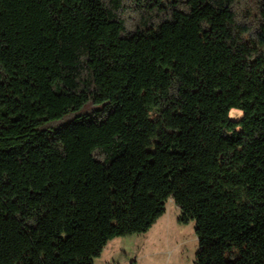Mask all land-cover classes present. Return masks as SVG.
I'll return each instance as SVG.
<instances>
[{
  "label": "trees",
  "instance_id": "16d2710c",
  "mask_svg": "<svg viewBox=\"0 0 264 264\" xmlns=\"http://www.w3.org/2000/svg\"><path fill=\"white\" fill-rule=\"evenodd\" d=\"M169 200L195 264H264V0H0V264H96Z\"/></svg>",
  "mask_w": 264,
  "mask_h": 264
},
{
  "label": "rangeland",
  "instance_id": "374dc122",
  "mask_svg": "<svg viewBox=\"0 0 264 264\" xmlns=\"http://www.w3.org/2000/svg\"><path fill=\"white\" fill-rule=\"evenodd\" d=\"M88 106L84 111H89ZM242 110L232 108L230 117L235 118ZM63 121L55 123L58 125ZM180 208L169 200L165 213L145 233H136L112 239L96 264H195L198 250L196 223H181Z\"/></svg>",
  "mask_w": 264,
  "mask_h": 264
}]
</instances>
